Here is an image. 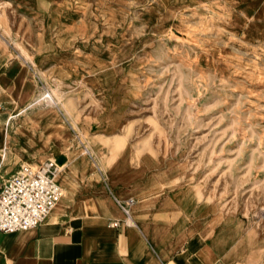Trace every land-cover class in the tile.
Here are the masks:
<instances>
[{"label": "rangeland", "instance_id": "1", "mask_svg": "<svg viewBox=\"0 0 264 264\" xmlns=\"http://www.w3.org/2000/svg\"><path fill=\"white\" fill-rule=\"evenodd\" d=\"M0 16L36 72L31 104L56 103L31 129L36 161L65 164L59 204L69 181L149 173L156 194L243 221L264 264V0H0Z\"/></svg>", "mask_w": 264, "mask_h": 264}, {"label": "crops", "instance_id": "2", "mask_svg": "<svg viewBox=\"0 0 264 264\" xmlns=\"http://www.w3.org/2000/svg\"><path fill=\"white\" fill-rule=\"evenodd\" d=\"M0 20L1 186L21 166L40 164L36 158L50 153L31 129L37 115L32 107L40 99L31 104L36 72L12 53L1 33L7 24ZM108 175L106 180L100 174V182L77 183V188L69 181L67 203L58 204L40 225L0 233V264H253L251 232L240 219L229 214L220 219L216 208L191 202L182 187L156 194L149 173L140 183ZM114 198L134 200L128 225ZM112 221L118 227L111 228Z\"/></svg>", "mask_w": 264, "mask_h": 264}, {"label": "built area", "instance_id": "3", "mask_svg": "<svg viewBox=\"0 0 264 264\" xmlns=\"http://www.w3.org/2000/svg\"><path fill=\"white\" fill-rule=\"evenodd\" d=\"M60 167L53 160L37 165H23L0 186V233L28 231L40 225L60 202L63 191L57 176ZM115 203L124 215L123 223H131L133 199ZM111 228L119 225L110 222Z\"/></svg>", "mask_w": 264, "mask_h": 264}, {"label": "bare ground", "instance_id": "4", "mask_svg": "<svg viewBox=\"0 0 264 264\" xmlns=\"http://www.w3.org/2000/svg\"><path fill=\"white\" fill-rule=\"evenodd\" d=\"M40 101H46L49 105H54L56 104L53 100V98L51 97V95L49 93H43L42 96L40 97V99L37 101L40 102ZM87 154H89V152H86ZM90 155V154H89ZM59 204V203H58ZM57 204V205H58ZM57 205L48 213V216L50 215V213L52 212H56V210L54 211V209L57 207Z\"/></svg>", "mask_w": 264, "mask_h": 264}]
</instances>
